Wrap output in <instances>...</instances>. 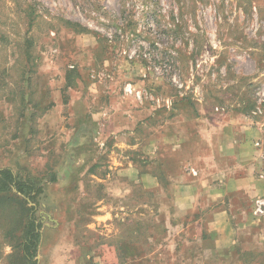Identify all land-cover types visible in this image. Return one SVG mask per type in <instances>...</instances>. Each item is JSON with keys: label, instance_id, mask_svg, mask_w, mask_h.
I'll return each mask as SVG.
<instances>
[{"label": "rangeland", "instance_id": "obj_1", "mask_svg": "<svg viewBox=\"0 0 264 264\" xmlns=\"http://www.w3.org/2000/svg\"><path fill=\"white\" fill-rule=\"evenodd\" d=\"M228 138L264 162V0H0V169L41 189L37 264H264L252 202L225 255L175 215L171 168L213 172ZM26 207L0 211V264Z\"/></svg>", "mask_w": 264, "mask_h": 264}, {"label": "crops", "instance_id": "obj_2", "mask_svg": "<svg viewBox=\"0 0 264 264\" xmlns=\"http://www.w3.org/2000/svg\"><path fill=\"white\" fill-rule=\"evenodd\" d=\"M257 141L228 138L225 143L216 142L217 151L222 153L226 163L220 166L217 158L210 155L217 167L208 174L193 163H187L186 169H177L178 163L171 168L175 172L172 178L177 177L172 179L176 184L171 186L176 191L175 215L185 221L181 230L185 232L200 226L196 238L207 245L212 254L230 253L242 241L243 235L257 233L260 228L261 221L255 220L249 211L253 199L264 195V174L260 172L264 162L257 156ZM137 177L144 189L155 188L162 179L161 174L151 172L138 173ZM179 210L186 212L183 214Z\"/></svg>", "mask_w": 264, "mask_h": 264}, {"label": "trees", "instance_id": "obj_3", "mask_svg": "<svg viewBox=\"0 0 264 264\" xmlns=\"http://www.w3.org/2000/svg\"><path fill=\"white\" fill-rule=\"evenodd\" d=\"M55 180L56 178H53L51 181ZM40 190V187H36L29 179L19 178L11 169H0V211L13 201L28 206L25 209V223L17 245L21 264H37L36 256L41 239V215L37 216L34 200Z\"/></svg>", "mask_w": 264, "mask_h": 264}, {"label": "built area", "instance_id": "obj_4", "mask_svg": "<svg viewBox=\"0 0 264 264\" xmlns=\"http://www.w3.org/2000/svg\"><path fill=\"white\" fill-rule=\"evenodd\" d=\"M261 178H263L262 175ZM251 214L254 218L264 219V196L257 197L252 201Z\"/></svg>", "mask_w": 264, "mask_h": 264}]
</instances>
